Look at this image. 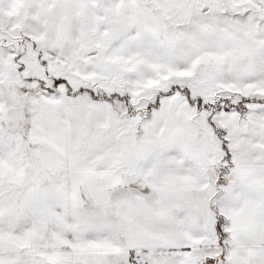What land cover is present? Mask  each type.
Returning a JSON list of instances; mask_svg holds the SVG:
<instances>
[{"label":"snow or ice","instance_id":"snow-or-ice-1","mask_svg":"<svg viewBox=\"0 0 264 264\" xmlns=\"http://www.w3.org/2000/svg\"><path fill=\"white\" fill-rule=\"evenodd\" d=\"M0 264H264V0H0Z\"/></svg>","mask_w":264,"mask_h":264}]
</instances>
